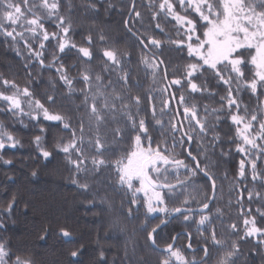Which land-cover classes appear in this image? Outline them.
Instances as JSON below:
<instances>
[{
  "label": "snow or ice",
  "instance_id": "obj_1",
  "mask_svg": "<svg viewBox=\"0 0 264 264\" xmlns=\"http://www.w3.org/2000/svg\"><path fill=\"white\" fill-rule=\"evenodd\" d=\"M118 3L0 0V38L25 69L23 84L11 69V75L0 71V113L38 128L31 142L39 156H61L69 182L92 196L84 203L98 201L111 213L113 201L99 193L119 195L111 227L126 231L120 216L133 222V235L141 234L156 264H240L242 257L249 264L248 252L264 264V0ZM101 4L105 15H119L123 48L95 23L75 40V9L95 18ZM67 56L73 59L65 62ZM96 58L99 71L92 67ZM44 71L47 88L38 93ZM141 71L151 80L147 89ZM22 146L0 121V162L12 164L3 150ZM17 199L13 192L0 207V230ZM176 222L183 227L177 230ZM49 231L45 226L39 239ZM58 235L73 233L60 227ZM136 243L129 253L126 241L122 264H148L137 257ZM83 247L68 255L77 257ZM98 257L105 258L102 248ZM0 264L37 260L14 254L0 239Z\"/></svg>",
  "mask_w": 264,
  "mask_h": 264
},
{
  "label": "trees",
  "instance_id": "obj_2",
  "mask_svg": "<svg viewBox=\"0 0 264 264\" xmlns=\"http://www.w3.org/2000/svg\"><path fill=\"white\" fill-rule=\"evenodd\" d=\"M84 2L86 0H74L76 5ZM112 2L117 4V8L121 7L118 0H112ZM103 7L101 4V10L95 14V18L91 13L85 14L82 7L75 9L73 18L77 31L74 38L79 43L81 33H86L89 27L95 23L97 29L105 27L106 35L110 38L116 37L118 46L123 48L125 41L122 37V29L118 27L120 17L115 10L105 15ZM72 59V56H67L65 62ZM99 62L98 58L92 61L94 71H99L96 67ZM174 63H178V61H174ZM9 69H11V73L16 74V78L23 84L25 69L15 52L6 48L2 38H0V71H4L6 75H11ZM72 74L75 75V71ZM49 75L48 71L43 72V82L37 85L38 93L47 88L46 82ZM133 75L136 73L134 72ZM139 77L142 87L147 89L151 85V80L146 78L142 71L139 73ZM61 91H65V89H61ZM72 99L78 103L80 98L73 97ZM197 99L201 105L208 103L213 107L218 106L212 99ZM244 99L247 101L248 97L245 96ZM65 103L71 108L69 101H65ZM253 103H255L254 100ZM0 121H3L23 145L15 149L3 150L4 158L11 159L12 164L5 165L0 162V207L6 206L13 192L18 195L11 216L4 215L6 228L0 230V239L9 241V247L14 254L26 255L31 253L39 261V264H122L126 241L128 242L129 253H131L133 244L138 241L136 243L137 257H143L148 261V264H156V254L143 247L141 234L133 235V222L120 216V223L126 228V231L120 232L118 228L113 229L111 227L119 215V195L104 189H101L99 193V195L109 196L113 201L114 211L111 213L101 211L98 201L96 207L87 205L84 201L91 199V194L81 193L69 182V170L62 163L61 156L56 155L48 161L39 156L31 141L34 135L40 133L32 122L25 119V123L28 124V127L25 128L18 122H13L6 113H0ZM43 123L49 124L50 122ZM57 134L63 135V133ZM51 141L52 131L49 130L45 139L46 146H50ZM224 148L227 149L228 145L225 144ZM224 167L222 165L217 170L219 174H223ZM33 169L38 171V175L35 177L30 175ZM227 190L228 182L225 181V201L228 199ZM25 203L28 204L27 208L24 207ZM93 213H100V215L94 216ZM45 226H49L50 231L44 240H40L39 235ZM60 227L69 229L73 233L72 237L59 236L58 229ZM174 227L179 230L183 225L176 222ZM81 244L84 247L77 257L73 258L68 255L71 250L78 248ZM252 246V242L249 241L243 244L242 248L247 251ZM101 248L105 251L104 259L98 257V251ZM247 254L249 264H259L257 255L252 252ZM240 264H243V257Z\"/></svg>",
  "mask_w": 264,
  "mask_h": 264
},
{
  "label": "clouds",
  "instance_id": "obj_3",
  "mask_svg": "<svg viewBox=\"0 0 264 264\" xmlns=\"http://www.w3.org/2000/svg\"><path fill=\"white\" fill-rule=\"evenodd\" d=\"M37 264H39V261H37Z\"/></svg>",
  "mask_w": 264,
  "mask_h": 264
},
{
  "label": "rangeland",
  "instance_id": "obj_4",
  "mask_svg": "<svg viewBox=\"0 0 264 264\" xmlns=\"http://www.w3.org/2000/svg\"><path fill=\"white\" fill-rule=\"evenodd\" d=\"M27 120V119H26Z\"/></svg>",
  "mask_w": 264,
  "mask_h": 264
}]
</instances>
